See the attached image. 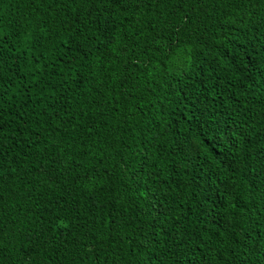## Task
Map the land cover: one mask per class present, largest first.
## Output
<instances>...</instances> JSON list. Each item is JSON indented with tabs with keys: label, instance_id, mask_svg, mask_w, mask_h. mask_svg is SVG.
I'll return each instance as SVG.
<instances>
[{
	"label": "trees",
	"instance_id": "1",
	"mask_svg": "<svg viewBox=\"0 0 264 264\" xmlns=\"http://www.w3.org/2000/svg\"><path fill=\"white\" fill-rule=\"evenodd\" d=\"M0 264H264V0H0Z\"/></svg>",
	"mask_w": 264,
	"mask_h": 264
}]
</instances>
